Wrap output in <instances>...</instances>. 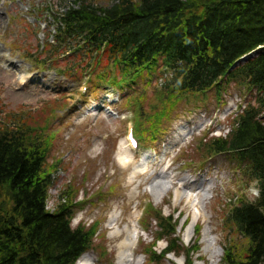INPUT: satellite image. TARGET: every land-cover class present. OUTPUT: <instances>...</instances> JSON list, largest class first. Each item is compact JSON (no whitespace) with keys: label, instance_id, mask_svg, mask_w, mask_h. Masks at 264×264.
I'll use <instances>...</instances> for the list:
<instances>
[{"label":"trees","instance_id":"obj_1","mask_svg":"<svg viewBox=\"0 0 264 264\" xmlns=\"http://www.w3.org/2000/svg\"><path fill=\"white\" fill-rule=\"evenodd\" d=\"M51 35L41 51L50 55L37 54L36 64L70 79L97 71L93 88L106 82L130 91L128 108L136 114L143 142L154 144L169 129L182 98L213 91L222 101L218 94L232 84L251 94L254 102L234 118L227 135L201 143L209 156L229 155L259 189L255 201L240 200L227 214L226 223L246 242L228 238L224 264H264V0H112L108 5L75 0L57 14ZM161 67L169 72L167 79L149 100L147 86L141 91L136 86L144 79L149 85ZM54 102L58 112L44 125L33 123V112L0 119V264H76L95 247L97 223L72 226V210L83 204L77 199L79 186L69 185L66 202L48 207L58 165L49 158L58 130L46 123L62 108ZM116 191L117 183L106 194ZM150 208V203L144 208V221ZM151 209L158 233L146 253L154 264L173 252L198 253L199 245L182 248L173 215ZM164 238L168 244L157 253L154 248Z\"/></svg>","mask_w":264,"mask_h":264},{"label":"rangeland","instance_id":"obj_2","mask_svg":"<svg viewBox=\"0 0 264 264\" xmlns=\"http://www.w3.org/2000/svg\"><path fill=\"white\" fill-rule=\"evenodd\" d=\"M92 1L98 5L112 2ZM74 3L75 0H0V119L9 120L12 113L33 112V123L44 125L46 117L54 115L51 112H58L54 110V100L62 103L60 112L46 123L49 130H58L49 158L50 164L58 160V165L48 207L54 209L59 202H66L64 193L69 185L80 187L77 199L83 204L71 209L72 226L79 222L100 226L95 247L87 253L96 264H115L119 245L130 234L135 256L142 257L143 264H154L146 254L158 233L151 208L165 216L173 214L174 220L179 216L177 229L184 250L193 245L200 248L195 255L173 252L159 264H185L187 259L191 264H224L228 238L240 245L246 242L235 226L226 223L227 214L240 200L255 201L259 189L257 181L243 175L229 155L209 156L200 139L204 136L205 142L228 133L236 112L249 101L254 102L251 94L232 84L226 94H218L222 101L213 91L205 97L182 98L176 104L169 129L154 144L145 142L153 147L139 142L138 149H131L127 124H135L136 114L128 108L130 91L105 82L93 88L97 71L94 76L88 71L70 79L33 60L37 54L42 59L50 55L41 51L47 40H53L48 35L55 33L56 16ZM168 73L161 67L151 75L149 85L144 79L136 89L141 91L147 86L149 100L154 99ZM109 93L112 97L107 100ZM211 125L216 133L208 132ZM150 150L155 153L149 157ZM89 170L92 173L85 181ZM116 183V193L100 194ZM149 203L146 221H142L148 229L145 231L140 218ZM166 245L167 241L161 240L155 250L159 253ZM101 249H105L104 255L99 254Z\"/></svg>","mask_w":264,"mask_h":264},{"label":"bare ground","instance_id":"obj_3","mask_svg":"<svg viewBox=\"0 0 264 264\" xmlns=\"http://www.w3.org/2000/svg\"><path fill=\"white\" fill-rule=\"evenodd\" d=\"M137 171L140 172L139 167H136ZM135 169V173H136ZM92 173V170L85 172V181L88 180ZM112 185V184H111ZM110 185V186H111ZM109 186V187H110ZM163 193H161V197H163ZM133 218V217H132ZM214 254V253H213ZM215 256V254H214ZM143 258L142 257H136L135 256V250L133 247V241L131 234L127 236L119 245L117 257H116V263L115 264H143ZM76 264H96L95 261L87 256L80 257ZM216 264V263H215Z\"/></svg>","mask_w":264,"mask_h":264}]
</instances>
